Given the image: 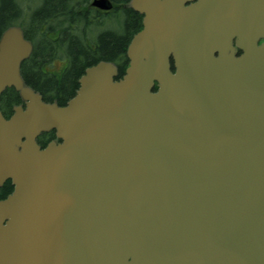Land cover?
I'll return each mask as SVG.
<instances>
[{
    "label": "water",
    "instance_id": "95a60500",
    "mask_svg": "<svg viewBox=\"0 0 264 264\" xmlns=\"http://www.w3.org/2000/svg\"><path fill=\"white\" fill-rule=\"evenodd\" d=\"M190 1L131 0L124 75L87 67L63 107L24 84L22 29L1 35L0 95L25 107L0 111V264H264V44L237 58L211 32L224 1Z\"/></svg>",
    "mask_w": 264,
    "mask_h": 264
},
{
    "label": "trees",
    "instance_id": "16d2710c",
    "mask_svg": "<svg viewBox=\"0 0 264 264\" xmlns=\"http://www.w3.org/2000/svg\"><path fill=\"white\" fill-rule=\"evenodd\" d=\"M111 1L117 6L129 3V0ZM38 5L34 9L26 4V12L29 8L27 20L18 23L24 29L25 39L33 44V53L23 62L20 73L25 84L38 92L44 101H57L63 106L73 97L78 88L77 81L86 67L98 61L114 62L119 71L118 79L122 77L128 65L127 46L137 31L133 13L116 8L121 11L117 31L102 32L88 40L85 34L90 31L94 14L84 12L87 0H39ZM19 10L22 14L23 7ZM11 13V0H0V35L7 27L3 25ZM56 59L64 62V67L60 74H51L44 67H50ZM1 99L6 110L20 101L13 89H7Z\"/></svg>",
    "mask_w": 264,
    "mask_h": 264
},
{
    "label": "flooded vegetation",
    "instance_id": "af4514ba",
    "mask_svg": "<svg viewBox=\"0 0 264 264\" xmlns=\"http://www.w3.org/2000/svg\"><path fill=\"white\" fill-rule=\"evenodd\" d=\"M223 1L224 3L222 5V9H224V14H223L222 20L214 24L215 23L214 16L211 15V19H210V21L212 22L211 32L216 36L224 38V40L227 43H229L231 47L234 49L235 56L237 58L244 55L243 47L241 44H242V41L245 40L246 38H249L251 41L256 42L257 46L264 44V25L262 24L258 25L256 22L252 21L251 19L247 22L244 19H242L243 15L245 17V11L243 9L245 7L249 8V10L253 9L252 6L254 5V0H223ZM196 2L197 0H192L188 2L186 6L195 4ZM11 6L13 8V13H11L7 17V19H5L6 22L4 23L3 27L13 25L15 20H19L21 18L20 17L21 14L19 13L20 12L19 0H11ZM125 7L126 8L118 7V9H121V10L124 9V10L129 11L130 13H133V16L135 17L137 21L136 22L137 26L134 29H137L136 32H138L139 30L142 29V26H143L142 24L143 15L141 16L140 14L133 11L128 6H125ZM111 11H110L111 12L110 14L113 18H116L121 12L120 10L116 11V8ZM84 12L89 13V14L91 13L94 14L91 20L92 22L98 18L97 16H100V15L107 16V14L109 13V12L107 13L101 12L97 9H94L91 6V3L90 5L88 4L87 10ZM218 54H219L218 50H215L214 55L216 57H219ZM47 68H51V67H47ZM171 68H172V64H171ZM60 69L62 70L63 66L60 67ZM60 69L57 72L53 70V72L58 73L61 71ZM172 70L174 71V68H172ZM48 71L52 72V69ZM19 104L22 105L21 99L19 103L15 105L19 106ZM13 107L14 105L11 106L8 110H6L4 108V104L0 102V110H2L5 118H8V116L12 114L11 112L13 111L12 110ZM52 141H55V136L53 139H51V137H47L46 134L39 136V138L37 139V142L42 147H44V145L46 146L49 142H52ZM12 189H13L12 180H6V181L0 182V200H4L8 196H10L13 191Z\"/></svg>",
    "mask_w": 264,
    "mask_h": 264
},
{
    "label": "rangeland",
    "instance_id": "374dc122",
    "mask_svg": "<svg viewBox=\"0 0 264 264\" xmlns=\"http://www.w3.org/2000/svg\"><path fill=\"white\" fill-rule=\"evenodd\" d=\"M24 5L29 4V6L31 7H35V4H38L39 0H21ZM21 18L19 19V21H24L27 20V15L26 12L24 11L21 16ZM118 27V23H117V19H112L109 20L107 19L106 22L104 24H102V26L100 27H96V28H91L89 33L86 35L88 40L95 38V36L98 33H102L104 31H117L116 28ZM52 65H51V69L55 70L56 72L60 69V67L64 66V62H62L59 59L53 60L52 61ZM61 70V69H60Z\"/></svg>",
    "mask_w": 264,
    "mask_h": 264
}]
</instances>
